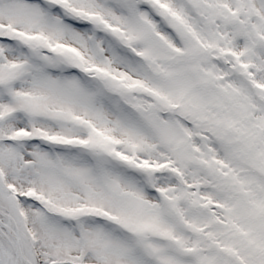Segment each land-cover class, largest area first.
Listing matches in <instances>:
<instances>
[{"label":"snow or ice","instance_id":"6c2138e0","mask_svg":"<svg viewBox=\"0 0 264 264\" xmlns=\"http://www.w3.org/2000/svg\"><path fill=\"white\" fill-rule=\"evenodd\" d=\"M0 264H264V0H0Z\"/></svg>","mask_w":264,"mask_h":264}]
</instances>
